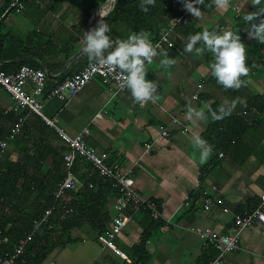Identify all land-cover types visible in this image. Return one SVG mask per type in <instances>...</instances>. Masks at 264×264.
I'll return each instance as SVG.
<instances>
[{"label":"crops","instance_id":"obj_1","mask_svg":"<svg viewBox=\"0 0 264 264\" xmlns=\"http://www.w3.org/2000/svg\"><path fill=\"white\" fill-rule=\"evenodd\" d=\"M7 1L0 0V7ZM49 5H53V0H43L39 6L27 2L22 10L12 12L0 24V65H11L14 69L20 61L32 60L52 75L46 74L47 88L66 71L70 70L72 75L80 70L82 66L76 62L85 52L59 76L69 59L58 70L62 57L55 58L51 47H39V44L50 41L59 49L70 38L79 37L77 28L86 19L70 1L58 12L47 9ZM205 5L212 7L210 13L201 9L204 14L191 19L188 18L191 12L187 11L186 17L201 27L229 29L231 18L236 13L250 12L255 3L254 0H206ZM86 27L87 22L80 41L74 47L70 45L73 55L82 46ZM172 39V48H158L161 55L151 62L145 61L146 78L155 80L158 87L153 98L144 102H137L128 88L115 91L95 78L67 104L55 97L47 100L36 97L41 102L42 115L53 121L51 126L40 115L16 108L12 98L0 88V112H11V119L15 115L24 117L22 132L30 142L44 141L64 155L69 147L60 133L70 137L82 134L83 141L94 148L106 165L118 169L134 165L135 190L161 204L162 213L173 223L164 229L156 222L144 243L147 258L137 263L132 257V247L140 243L149 225V216L144 212L133 213L131 222L115 240L117 248L127 257L124 259L97 240L98 232L107 229L115 213L116 193L111 192L97 217L99 229L82 222L81 227L72 231L71 240L52 250L42 264H205L215 252L211 247L202 248L201 237L188 231L189 228L210 227L219 234H230L235 214L253 208L264 192V152L238 164L233 154L220 152L212 146L210 155L201 160V149L192 138L195 134L202 136L207 122L195 112H206L212 103L206 97L204 82L211 73L213 60L207 59L200 47L186 51L187 40L174 32ZM252 39V35H247V41ZM164 54L171 58V64L160 63ZM26 90L32 93V85L28 83ZM263 92L264 78H251L241 85L239 94L232 99L235 106L230 112L238 113L250 96ZM190 107L194 110L191 114ZM6 126V122H0V131L6 130ZM162 131L170 136L162 137ZM19 138L18 135L15 139ZM148 143L151 148L143 153ZM9 144H12L10 149L0 156V170H6L18 157L13 142ZM51 161L50 157L49 165ZM73 165L76 166L73 174L80 182L77 187L84 181L83 177L100 178L84 158L75 156ZM185 194L190 195V206L179 208ZM206 194L216 196L221 203L208 211L203 210L202 199ZM223 264H264V224L255 221L245 228L240 234L239 248L228 253Z\"/></svg>","mask_w":264,"mask_h":264},{"label":"trees","instance_id":"obj_2","mask_svg":"<svg viewBox=\"0 0 264 264\" xmlns=\"http://www.w3.org/2000/svg\"><path fill=\"white\" fill-rule=\"evenodd\" d=\"M67 1L74 4L86 16L84 22L77 28L79 37L70 38L62 43L59 49L50 41L39 44V47L42 45L51 47L55 58L62 57L58 70L73 55L74 49L70 45L74 47L80 41L83 28L92 12L106 0H53V5L47 6V9L58 12ZM205 1L202 0L197 6L205 13H210L212 7L206 6ZM141 3L142 0L115 1L112 10L103 19L110 26L111 39L126 38L132 32L145 30L150 33V38L155 44L160 34L175 19L181 17L174 26V33L187 41L190 34L202 32L205 29L217 32L231 31L239 35L241 41L245 43L246 65L249 67V72L241 75L243 84L251 78H264V42L254 36L251 41L246 40L247 35L250 34L252 22L245 19L248 13L258 11L259 7L264 6V0L261 5L255 4L250 12L236 13L231 18L232 26L229 29H223L220 26L207 28L196 25L186 17L188 10L183 6L184 0H155L154 4L148 5L147 12L143 11ZM261 16H264V13ZM65 17L64 14L63 18ZM255 19L259 22L260 17ZM195 46L202 48L207 59L214 60V54L205 47L203 41H197ZM89 61L87 53H84L77 59L76 64L83 67ZM21 65L41 68L40 64L24 59L14 69H11V65H0V71L11 73ZM67 76H70V70L59 77L57 82ZM204 83L206 97L212 103L205 112L207 118L204 117V119L207 125L202 137L216 150L233 154L238 164L245 162L250 156L258 157L260 152H264V92L250 96L238 113L228 112L226 115H220L221 106L231 107L232 99L239 94L240 87L225 88L212 75V72ZM213 112H216L219 118H214ZM19 117L15 115L11 119V112L5 114L0 112V122L8 124L6 130L0 131V142L5 141V137L11 130V124L14 126ZM19 136V140L11 141L15 151H18L17 159L10 162L6 170H0V236H6L9 239L7 244H0V254L11 251L13 244L18 240L32 236L24 254L17 258L15 264H42L52 250L71 240L72 231L81 227L82 222L88 223L93 229H99L97 217L103 209L107 195L111 192L115 194L116 191L108 181L83 177L82 184L67 192L65 198L74 208V214L63 221L54 219L51 222L52 227L42 226L39 231H35L34 225L44 210L53 208L55 205L53 193L56 185L66 177L63 154L56 152L44 141L30 142V138L24 132ZM11 145L7 142L5 151H8ZM50 157L52 161L49 165L47 161ZM73 171H76L75 165H73ZM89 184H92L91 188ZM148 220L149 225L145 228L140 243L132 247V257L137 263L146 260L144 243L150 230L156 226L155 221L149 217Z\"/></svg>","mask_w":264,"mask_h":264},{"label":"built area","instance_id":"obj_3","mask_svg":"<svg viewBox=\"0 0 264 264\" xmlns=\"http://www.w3.org/2000/svg\"><path fill=\"white\" fill-rule=\"evenodd\" d=\"M27 2H34L40 5L39 0H8L6 4L0 7V24L12 12L20 11L25 7ZM181 17L175 19L168 28L160 34L157 42L158 48H172L174 45L172 34L175 24L180 21ZM167 34V39L163 35ZM156 42V43H157ZM155 43V44H156ZM2 42L0 41V48ZM46 73L42 69L33 68L27 65H21L14 72L5 73L0 71V88L4 90L13 100L16 108L27 109L29 112L40 115L47 124L53 126V121L45 118L42 113L41 102L36 99L37 96L43 100L55 97L63 104L70 102L77 93L89 84L95 78L101 79L109 84L115 91L126 89L122 86L123 76L118 67L112 68L99 65L89 61L80 70L74 74L65 77L63 80L56 82L51 88L46 86ZM32 85V93L26 90L27 84ZM98 115V114H97ZM99 116V115H98ZM25 118L19 117L13 128L5 137L4 142H0V156L5 152L7 142L13 141L16 136L22 133V126ZM186 128H184V131ZM62 140L69 147V151L63 155L66 177L55 187L53 193L55 205L53 208L45 209L40 219L35 223L34 230L39 231L42 226L52 227L51 222L56 219L65 220L68 216L74 214V208L67 203V192L74 190L79 185V180L73 174V161L75 156L88 160L98 176L111 183L116 191V200L114 203V215L111 218L107 229L97 234L98 242L107 249L112 250L116 255L126 259L116 246V238L123 232L132 220V214L136 212L146 213L152 221L158 222L164 229H168L173 223L170 217L164 216L161 210V204L149 199L134 188L133 168L130 165L124 169H118L106 165L95 153L94 148L88 146L82 139V134L70 137L60 133ZM162 137H169L167 131L161 132ZM151 143L144 147L143 153L149 152ZM222 154H220V157ZM92 187V184H89ZM198 187V184L197 186ZM216 192L217 188L212 187ZM190 195L185 194L179 208H188L190 206ZM221 201L214 195L206 194L202 199L203 210H210L215 204ZM264 224V192L259 195L257 204L248 211L235 214L233 219V232L230 234H219L210 227L189 228L188 231L198 234L201 237L202 248L211 247L215 254L205 264H223L225 256L239 248L241 232L249 227L253 222ZM32 236L18 240L13 244L11 251L0 254V264H15L16 259L23 255ZM8 237L0 236V244H7Z\"/></svg>","mask_w":264,"mask_h":264},{"label":"clouds","instance_id":"obj_4","mask_svg":"<svg viewBox=\"0 0 264 264\" xmlns=\"http://www.w3.org/2000/svg\"><path fill=\"white\" fill-rule=\"evenodd\" d=\"M202 0H184V8L193 15L199 16L201 8L197 5ZM155 0H142L141 8L147 12L148 5L154 4ZM256 5H261L262 0H254ZM264 6L258 8V11H252L245 17L246 21L252 22L250 35L261 42H264ZM260 17L259 22H256ZM110 26L107 21L101 19L98 25L85 32L83 51L87 53L90 61L108 67H118L123 76L122 86L131 90V95L137 102H144L153 98L158 87L155 80L146 78L145 61L151 62L158 53L159 43H153L150 33L145 30L132 32L126 38L116 40L110 37ZM167 39L165 33L162 37ZM197 41H203L205 47L214 54V60L211 63V72L217 81L225 88H239L244 83L241 79L242 74L249 72L246 65V47L239 35L231 31L217 32L205 29L202 32L190 34L185 44V50L191 52ZM200 51L199 48L196 49ZM162 65L172 63L171 58L166 54L160 60ZM235 106L233 101L231 107ZM231 107L221 106L220 115H226ZM194 111L189 108V112ZM199 117H206L203 110L196 111ZM214 118H219L216 112L212 113ZM193 143L201 149V160L206 159L211 151L212 145L201 135L195 134L192 138Z\"/></svg>","mask_w":264,"mask_h":264},{"label":"water","instance_id":"obj_5","mask_svg":"<svg viewBox=\"0 0 264 264\" xmlns=\"http://www.w3.org/2000/svg\"><path fill=\"white\" fill-rule=\"evenodd\" d=\"M115 1L116 0H106L101 6H99L95 11L92 12V14L90 15V17H89V19L87 21L86 31H89L91 28L97 26L98 22L101 19L105 18V16L112 10ZM84 43H85V41H83L80 50L76 54H74L72 57L69 58V60L67 61L65 67L63 68V70L61 71L59 76H61L65 72V70L67 69L68 65L73 60H75L78 56H80L81 54L84 53V51H83ZM46 74L48 76H52L50 74V72H48V71L46 72Z\"/></svg>","mask_w":264,"mask_h":264},{"label":"rangeland","instance_id":"obj_6","mask_svg":"<svg viewBox=\"0 0 264 264\" xmlns=\"http://www.w3.org/2000/svg\"><path fill=\"white\" fill-rule=\"evenodd\" d=\"M201 14L202 15L204 14L203 11H201ZM192 16H194V15L192 13H190L189 16H188V18H191L192 19ZM204 27H205V25H204Z\"/></svg>","mask_w":264,"mask_h":264},{"label":"bare ground","instance_id":"obj_7","mask_svg":"<svg viewBox=\"0 0 264 264\" xmlns=\"http://www.w3.org/2000/svg\"><path fill=\"white\" fill-rule=\"evenodd\" d=\"M17 260V259H16Z\"/></svg>","mask_w":264,"mask_h":264}]
</instances>
